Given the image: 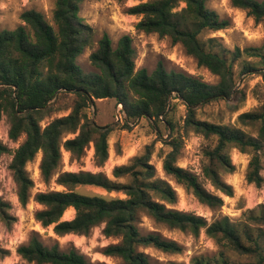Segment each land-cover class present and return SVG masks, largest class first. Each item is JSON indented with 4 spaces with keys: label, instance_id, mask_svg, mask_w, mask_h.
<instances>
[{
    "label": "trees",
    "instance_id": "16d2710c",
    "mask_svg": "<svg viewBox=\"0 0 264 264\" xmlns=\"http://www.w3.org/2000/svg\"><path fill=\"white\" fill-rule=\"evenodd\" d=\"M208 1L139 0L128 7L127 12L141 16L137 30L169 37L173 43L182 44L199 66L219 77L216 83L168 69L163 61H159L152 72L145 67L136 70L137 50L129 34L114 45L105 33L89 56L95 70L85 71L77 58L92 45L93 29L84 24L80 16L83 0H56L53 24L41 11L28 9L21 13L22 23L16 28L0 30V119L3 115L8 117L11 139L25 135L14 150L10 164L22 205L29 202L34 186L26 166L39 152H42L40 171L45 181L60 168L62 149L79 159L93 142L97 164L104 165L108 160L109 137L117 124L100 125L86 112L100 99H113L116 105H123V129H130V123L141 118L152 121L157 132L160 123L166 127L168 137L164 142L169 151L163 158V170L202 204L212 209L221 208L224 198L209 191L199 175L177 164L184 137L190 132L214 140L202 152V175L221 194L234 196L233 186L224 181L220 173V169L229 173L236 169L228 153L230 147L251 154L246 179L257 186L263 184L264 105L237 117L241 126L256 127V133H249L241 126L197 117L201 107L214 101H225L232 111L240 108L245 92L237 85L234 63L243 54L259 58L264 68V45L243 51L237 48L229 59L209 46L216 38L207 41L200 38L205 31H218L231 25L230 19L221 18L208 7ZM230 1L264 27V0ZM257 70L245 63L241 72ZM64 93L75 96L70 113L42 127L41 122L54 111L53 102ZM178 102L186 108L181 122L175 118ZM69 134L75 136L66 138ZM7 151L9 148L0 141V154ZM153 151L154 144L147 145L143 154L134 156L127 164L115 166L112 177L83 170L58 172L56 182L66 190L38 192L34 200L43 208L36 211V220L44 227L53 225L54 233L59 236L88 235L93 228L104 224L103 234L119 241L105 246L103 253L120 258L121 264H178L163 263L143 249L153 247L171 254H181L184 250L179 242L156 231L143 233L137 225L142 214L156 223L193 235L205 229L219 250L213 255H196L190 264H264V206L250 210L244 220L233 221L224 215L212 222L193 212L175 209L172 205L177 202L176 190L166 179L157 176L156 167L151 163ZM84 185L121 192L126 197L90 195L76 190L77 186ZM10 206L0 196V218L6 223L13 219L8 211ZM70 207L75 208L74 218L63 220ZM6 253L8 251L0 244V255ZM17 253L28 263L100 264L91 261L75 246L63 249L58 241L45 244L37 232L19 245ZM233 253L246 261L231 259Z\"/></svg>",
    "mask_w": 264,
    "mask_h": 264
},
{
    "label": "rangeland",
    "instance_id": "374dc122",
    "mask_svg": "<svg viewBox=\"0 0 264 264\" xmlns=\"http://www.w3.org/2000/svg\"><path fill=\"white\" fill-rule=\"evenodd\" d=\"M55 2L56 0H0V30L16 28L22 23L21 13L28 9L41 11L49 22L53 24ZM138 2L139 0H83L80 16L83 19V23L93 29V37L92 45L86 47L84 52L78 56L77 63L87 72L95 70L89 56L97 49L98 42L102 36L107 33L114 45H116L123 35L129 34L137 50L135 59L136 70L145 67L149 72H152L158 62L163 61L168 69L184 71L209 83L218 82L219 77L209 69L199 66L196 60L186 53L182 44L173 43L169 37H161L156 33L147 34L137 30L136 24L141 16L128 13L127 8ZM207 5L221 18H228L231 21V25L226 29L218 31L208 30L201 34L200 38L204 41L211 37L217 39L212 45L208 44L211 48L221 51L223 55L230 59L237 48L243 51L250 47H263L264 27L261 23H257L253 17L247 15L245 10L234 7L230 0H209ZM245 63L257 67L258 70L241 72ZM234 70L237 85L245 92V100L241 103L240 108L237 111H232L231 106L225 101H214L198 110V118L211 122L241 126L237 121L240 113L253 111L264 105V68L259 58L248 57L243 54L240 59L235 61ZM74 99L75 96L73 94H62L53 102L54 111L41 122V126L44 127L56 117L69 114L74 104ZM178 103L175 118L181 122L186 113V108L180 102ZM86 112L91 120H95L100 125L117 124L116 129L109 137L108 160L104 165L97 164L93 142L86 149L84 156L79 159L73 158L70 152L62 149L60 168L49 181H45L40 171L42 152H39L35 159L28 162L26 166L29 176L34 181V186L30 191L31 196L26 205L21 204L14 181L9 186V189L2 187L0 184V193H3V197L10 203L11 206L8 211L13 217L10 223H6L0 218V244L8 251L6 255H0V264H36L28 263L17 253L19 245L28 241L30 235L34 232L39 233L41 240L47 245L58 241L63 249L75 246L94 263L121 264L120 258L107 256L103 253L105 246L119 241L117 238L106 237L103 234L104 224L93 228L88 235L71 233L59 236L54 233L53 225L44 227L36 220L35 213L42 209L43 206L37 203L34 197L38 192L66 190L64 186L56 182L58 172L61 171L103 172L107 176L112 177L115 166L129 163L134 156L143 154L146 146L152 143L154 144V151L151 163L156 167V174L158 177L166 179L177 193V202L172 205L173 208L193 212L205 217L208 222H212L224 215L229 216L233 221L244 220L245 215L250 210L258 208L260 205L264 206V182L261 186H257L255 183H249L246 179L251 154L243 153L235 147L228 149L236 169L232 173L220 169V173L223 180L234 188V196L229 197L217 191L210 181L202 175L204 161L202 152L205 147L212 145L214 140L206 139L202 135L193 132L184 137V144L177 164L199 175L200 180L209 191L222 195L224 205L221 208L212 209L202 204L182 184L177 183L172 177L165 174L163 158L166 152L169 151V147L164 142L168 137V131L163 124L160 123L158 125L160 130L158 129L157 132L152 126V121L141 118L135 123H130V129H123V122L121 121L123 105L119 107V104L116 105L113 99H100L94 105H91ZM120 114L122 117H120ZM241 127L249 133H256V127ZM9 129L8 117L3 115L0 119V136L5 137ZM74 136L75 134H69L66 138ZM24 139L25 135H21L19 139L14 140L11 146L16 149ZM11 152L2 155L4 162L7 164L10 163ZM262 175L264 177V156ZM76 190L90 195L126 197L121 192H108L104 188L94 185L77 186ZM72 208H69L68 216L64 215L62 217L63 220L74 218L76 211L74 210L75 208ZM137 225L143 233L156 231L166 238L176 240L184 247L181 254L165 253L153 247L143 249L154 259L163 263L190 264L192 257L196 255H213L219 250L215 240L206 234L205 229H202L198 235H193L178 228H171L165 224L156 223L144 214H142ZM262 230L264 233V228ZM262 241H264V234ZM230 258L235 261H246L244 257H240L235 253L230 254Z\"/></svg>",
    "mask_w": 264,
    "mask_h": 264
},
{
    "label": "built area",
    "instance_id": "2783aa9c",
    "mask_svg": "<svg viewBox=\"0 0 264 264\" xmlns=\"http://www.w3.org/2000/svg\"><path fill=\"white\" fill-rule=\"evenodd\" d=\"M121 106H122V104L119 103V107H121ZM120 117H122L121 114H120ZM124 117H125V112H124V107H123V117L121 118L122 119L121 121L124 120ZM0 141L9 148V151H7V152H11L12 151L11 152L12 157H11V160H10L9 164L4 162L3 157H2V155L6 154L7 152L0 154V184L2 185V187H4V188L6 187L7 189H9V186L14 181L13 175H12V170L10 168V164L12 162L13 154H14V150H15V148H13L11 146L12 143L14 142V140L9 137V131H8V133L5 135V137H2V135L0 136ZM14 183H15V181H14ZM2 194L3 193H0L1 197H3Z\"/></svg>",
    "mask_w": 264,
    "mask_h": 264
},
{
    "label": "bare ground",
    "instance_id": "6f19581e",
    "mask_svg": "<svg viewBox=\"0 0 264 264\" xmlns=\"http://www.w3.org/2000/svg\"><path fill=\"white\" fill-rule=\"evenodd\" d=\"M72 209H74V207H73ZM68 210H69V209H67V210L65 211L64 215H67V216H68V213H69ZM74 210H75V209H74ZM69 211H70V210H69ZM72 211H73V210H72ZM68 219H70V218H68Z\"/></svg>",
    "mask_w": 264,
    "mask_h": 264
}]
</instances>
